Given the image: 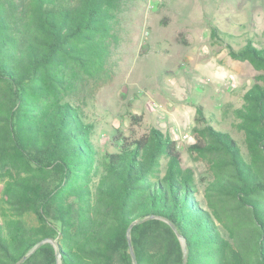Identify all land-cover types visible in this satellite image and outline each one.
I'll list each match as a JSON object with an SVG mask.
<instances>
[{
    "label": "trees",
    "instance_id": "trees-1",
    "mask_svg": "<svg viewBox=\"0 0 264 264\" xmlns=\"http://www.w3.org/2000/svg\"><path fill=\"white\" fill-rule=\"evenodd\" d=\"M132 1L0 0V264L45 239L58 250L46 242L21 264H133L130 250L136 264H182L167 222L186 264H264V47H228L255 72L233 111L244 151L197 110L202 195L167 133L116 130L112 152L94 140L86 111Z\"/></svg>",
    "mask_w": 264,
    "mask_h": 264
},
{
    "label": "rangeland",
    "instance_id": "rangeland-1",
    "mask_svg": "<svg viewBox=\"0 0 264 264\" xmlns=\"http://www.w3.org/2000/svg\"><path fill=\"white\" fill-rule=\"evenodd\" d=\"M114 32L111 74L93 91L86 111L96 144L112 152L116 130L125 136L152 128L167 133L178 144L182 166L203 179V195L212 176L188 151L197 110L244 151L233 111L255 72L231 59L228 47L239 49L247 40L264 47V0H135L119 15Z\"/></svg>",
    "mask_w": 264,
    "mask_h": 264
},
{
    "label": "water",
    "instance_id": "water-1",
    "mask_svg": "<svg viewBox=\"0 0 264 264\" xmlns=\"http://www.w3.org/2000/svg\"><path fill=\"white\" fill-rule=\"evenodd\" d=\"M168 223V225L170 226V228L172 229V231L174 232V234H175V237L177 238V240H178V242H179V244H180V246H181V249L183 250V252H184V258H183V262H182V264H186V257H185V248H186V245H185V240L183 239V237L177 232V230L175 229V227L171 224V223H169V222H167ZM127 238H128V243H129V229H128V231H127ZM46 242H51L53 245H54V247H55V250L57 251L58 250V247H57V245H56V243L53 241V240H50V239H48V240H42V241H40L37 245H35L26 255H24L23 257H21L15 264H21L26 258H27V256H29L31 253H33V251L35 250V249H37L40 245H42V244H44V243H46ZM131 251V256H132V259H133V264H136L135 263V260H134V255H133V253H132V250H130Z\"/></svg>",
    "mask_w": 264,
    "mask_h": 264
},
{
    "label": "built area",
    "instance_id": "built-area-1",
    "mask_svg": "<svg viewBox=\"0 0 264 264\" xmlns=\"http://www.w3.org/2000/svg\"><path fill=\"white\" fill-rule=\"evenodd\" d=\"M187 138H188V135H183V136L181 137L182 140H186ZM176 147L178 148V144L176 145Z\"/></svg>",
    "mask_w": 264,
    "mask_h": 264
}]
</instances>
